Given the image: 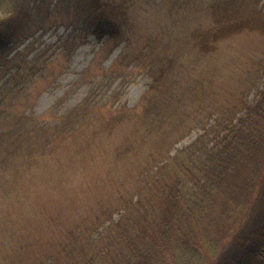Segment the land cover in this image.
I'll return each mask as SVG.
<instances>
[{"label": "rangeland", "instance_id": "obj_1", "mask_svg": "<svg viewBox=\"0 0 264 264\" xmlns=\"http://www.w3.org/2000/svg\"><path fill=\"white\" fill-rule=\"evenodd\" d=\"M19 1L0 0V14ZM124 1L118 38L79 28L78 0L43 1L52 10L42 28L0 70V264H33L100 218L104 228L122 220L121 199L138 183L148 195L143 165L192 142L261 85L254 57L264 31L246 30L243 7ZM71 32L85 36L66 41ZM170 83L181 96L162 104L161 117L146 115ZM79 114V127L50 137Z\"/></svg>", "mask_w": 264, "mask_h": 264}, {"label": "trees", "instance_id": "obj_2", "mask_svg": "<svg viewBox=\"0 0 264 264\" xmlns=\"http://www.w3.org/2000/svg\"><path fill=\"white\" fill-rule=\"evenodd\" d=\"M43 1L20 0L0 14V70L9 53L42 28V19L52 10L49 3L41 9ZM192 1L205 10L221 6L239 13L243 7L246 30L264 31V9L258 0ZM127 5L124 0H78L83 25L78 27L97 38H118ZM237 24L241 21L232 27ZM84 36L71 32L66 41ZM259 54L254 58L261 85L251 99L240 97L231 115L208 128L200 126L202 132L192 142L142 166L147 197L138 183L133 194L121 199L128 211L122 220H107L111 224L104 228L100 218L84 237L73 235L59 243V253L36 256L33 264H264V45ZM171 67L168 62L165 70ZM154 80L157 83L158 77ZM176 84L151 97L154 105L149 98L144 113L161 117L162 104L181 96L183 86ZM148 97L146 93L144 100ZM82 119L80 114L69 115L53 125L50 137L72 132Z\"/></svg>", "mask_w": 264, "mask_h": 264}]
</instances>
